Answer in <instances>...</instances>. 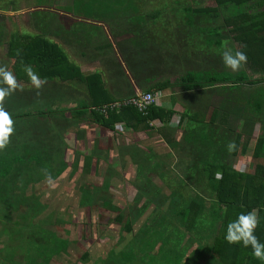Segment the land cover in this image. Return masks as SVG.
<instances>
[{
    "label": "trees",
    "instance_id": "1",
    "mask_svg": "<svg viewBox=\"0 0 264 264\" xmlns=\"http://www.w3.org/2000/svg\"><path fill=\"white\" fill-rule=\"evenodd\" d=\"M212 1L215 4L213 8L204 6L202 1L197 0H72L69 7L64 8L73 12L72 24L62 32L58 29L56 33H49L53 21L49 14L53 10L41 8V5L45 4L43 0H36L33 8L28 6L26 9L31 17L29 19L32 21L31 28L35 30L34 33H9L3 21L5 13L0 15V46L3 44L1 50H4V57L0 60V74L8 72L14 80L31 83L33 80L29 70L40 80H80L90 101L89 116L92 123L98 126V133L94 138L99 144L104 145L103 140L111 144L107 133L113 135L116 133L115 126L122 123L133 133L154 130L166 144V148L178 155L179 160L171 164V159L159 158L152 150L142 151L126 145L118 149L117 145H123V142L128 140L119 133L116 135L119 139L114 136L115 151L117 154L119 150L126 151V162L124 158L113 153L109 159L108 147L104 148V157L100 152L93 150H90L89 154L76 151L75 157H79H73L76 160L74 166L80 165L83 175L88 174L94 178L97 172H103V176L98 180L102 182L101 191L96 190L94 195L89 192L93 188L85 186L80 189L79 205L87 211L94 210L98 204L95 197L101 195V208L116 212L111 221V225L120 227L115 244L126 247L125 252L110 249L109 253L102 257V264H122L116 259L120 254L132 264L138 253L146 252L151 259L156 260L152 255L156 250L162 255L160 259L174 258L176 254L175 260L182 263L181 259L188 257L187 252L194 245L197 248L192 257L196 258L197 262L192 264H264V261L254 257L251 245L245 247L243 241L229 243L225 238L228 225L236 221L240 214L254 212L257 225L253 235L258 243L264 244V0ZM15 2L17 0H13L12 4ZM180 11L184 13L182 17L168 15L171 12L178 14ZM75 13H80L83 18L76 17ZM102 20L103 26L105 20L109 26L111 39L119 38L116 45L123 53L119 51L122 57L117 60L118 67L124 65L130 68L126 54L129 46L132 56L136 57L133 67L138 70L141 69L140 59L143 54L150 55V61L146 62L148 67L141 63L142 68L146 69H143V74L148 76L144 78L141 90L143 94L155 95L164 90L184 93L186 98L189 94H202L198 110L193 113L188 109L183 110L179 122L184 125L178 140L175 138L176 133L169 128L175 111L160 105H150L143 112L133 105L110 109L111 104L124 100L115 102L116 100L106 93L98 73L88 76L81 74L59 44L48 37V34H55L53 36L59 41L65 38L63 43L68 48L76 34L88 27L87 22L96 21L102 24ZM196 32L204 42V50L211 45L210 47L221 49L224 53L234 54L236 51H242L247 55L246 63L233 71L224 63L218 65L213 54L208 57L212 73L207 74L208 66H204L201 48H190L184 41L188 38L187 41L193 42L192 36ZM172 35L179 44H172L170 41L165 43L164 39L168 40ZM211 35L218 37V40H211L209 44ZM223 41H227L231 49L226 50ZM106 43L111 42L106 39ZM156 45L158 49L155 48ZM176 47L178 53L175 52ZM171 70L177 74L173 82L172 74L168 73H171ZM161 74L164 75L163 79L155 81ZM0 86V90H6L4 86L12 88L5 77ZM203 94H207L206 98ZM210 95H219L224 103L219 108H212L209 118L205 119L204 112L209 108L207 104ZM252 98L254 106L247 107L245 103L253 102ZM104 107H107L105 113L102 112ZM3 109L9 113L12 124L17 121V125L21 124L20 120L21 127L24 128V125L32 124L35 117L39 120L46 118L43 111L37 116H32L28 113L13 115L8 109ZM85 110V107H82L67 111L72 118L67 124H77L74 121L79 122L86 113ZM62 112L63 110L48 111L49 122L65 120ZM75 112L77 114L73 115ZM248 121L259 123L262 130L260 137L253 144L251 156L252 159L260 161L255 163L251 173L237 171L231 164L235 157L243 156L247 152L248 145L257 137L256 133L249 130L251 124ZM236 124L244 130L237 131ZM155 125L159 128L156 129ZM21 131L26 136L24 138H30L32 135V131ZM54 136H60L59 132H55ZM42 142L39 140L36 147H21L16 152H13L15 148L10 146L11 143H5L4 147L0 148V203H4L6 209L14 208L13 203L25 204L30 210L29 223L21 227L25 231L16 236V250L25 254L26 264H52L54 258L66 256L70 243L67 237L59 236L45 224H49L51 219L50 215L45 213L47 204H43L35 188L32 189L33 185L39 182L57 180L69 167L66 162H55V154H58V151L42 146ZM229 144L235 145L231 151ZM132 168L133 175L129 174ZM217 174L220 179H217ZM131 179H134V185ZM129 184L136 192L134 201L142 200L144 203L135 210L129 206L126 208L127 213H123L122 209L115 207L116 202L108 192L113 187L119 190L118 185L125 190ZM16 187L20 188V191L29 187L30 190L20 192L21 196L16 198L12 196ZM162 188L167 189V192L163 193ZM122 192L120 193L124 196L125 192ZM143 214L147 216L137 225V219L143 217ZM0 225H5L2 215ZM85 228L88 230L90 226L86 225ZM179 235L184 238L183 241L179 239L173 247L167 245L171 238L178 239ZM97 238L85 234L79 237L82 241L79 242L85 249L80 256L82 260L90 256L86 248L92 249L91 245ZM19 241H22V247H18ZM181 251L183 252L179 254ZM185 264H189V259Z\"/></svg>",
    "mask_w": 264,
    "mask_h": 264
},
{
    "label": "crops",
    "instance_id": "2",
    "mask_svg": "<svg viewBox=\"0 0 264 264\" xmlns=\"http://www.w3.org/2000/svg\"><path fill=\"white\" fill-rule=\"evenodd\" d=\"M72 1V0H71ZM25 14L28 15L29 18V12H26ZM55 14V15H54ZM51 18L53 19H62L61 16H63V12L60 11H53L49 14ZM70 18L72 16H69ZM106 22V20H105ZM104 22L103 26V20L102 24H99L98 22H87L88 27L84 30L87 34L86 37L87 41H81L79 40L78 34L73 39V42L70 43L75 46V50L71 49V45L69 44L68 48L65 47L63 43V38L56 39L53 35L55 34H48L49 38L57 42L61 49L64 51L66 56L68 57L69 61L75 64L81 74L83 75H92L95 73H98L101 77V81L103 83V88L106 91V93L111 96L114 100L120 101V100H126L130 97L135 96L136 94L142 93L141 90L143 89L144 84V78L148 77L143 74V64L148 67L149 64L146 63L148 60L150 61V55L143 54L141 57L140 65L141 69L138 70L135 66L133 67V62L136 57L132 56L131 52V46H129V50L127 49L128 54V64L130 65V68H127L126 66L118 67L117 60H119L122 55L118 50V46L116 45L117 41L119 42V38L111 39V36L109 35V26ZM60 27L51 28L49 29V33H56L58 29L60 31H64L69 24L65 23L64 21L59 22ZM33 30L32 28H30ZM9 33H10V29ZM34 31V30H33ZM100 33H103L104 35H107L108 39L111 43L107 44L106 41L104 42V37L100 36ZM84 42V44H82ZM69 43V42H68ZM104 45H106L104 47ZM109 45V46H108ZM1 55L4 57V50H1ZM138 56V55H137ZM2 57V58H3ZM139 57V56H138ZM153 56L151 55V58ZM114 59V61H113ZM143 63V64H141ZM137 66V65H136ZM146 69H144L145 71ZM124 72V73H123ZM157 74V72H156ZM167 75V73H164ZM164 75H158L155 78V81H159L163 79ZM149 77V80L152 81ZM38 79V78H37ZM39 80V86H37L34 82H25L20 80H15V85L10 87L4 86L6 90V95L3 97L5 100L2 105L5 109H8V111L13 115L18 114H25L28 113L32 116H37V114L41 111L46 115V118L42 119H32L34 120V124L30 125H24L21 127L22 121L19 120L21 124L13 123L12 124V139H9V143L12 144L13 152L20 150L21 147H36L38 144V141L41 140L42 146L45 147H51L54 149V151H58V154H55V162H67V157H69V153L72 155V157H75L76 151L83 153L84 148H88V145L92 144L93 148L92 150L95 152H100L102 154V157H104V148H109L108 151L113 153L115 156L120 158H124V162L128 160L126 151L119 150L117 154L115 151V138L118 133L122 136H125L128 138V140H125V143L123 142V145L118 144V149H122L121 146H128L129 148H137L141 149L142 151L152 150L154 151L156 148V153L159 158L162 157L161 154H159L162 150H165L166 144L163 142V140L155 134V131H147V132H138L133 133L129 128L125 127L122 123H119L115 126L116 133L108 135L107 138L110 140L111 144L108 143L107 140H103V144H99L96 140L95 135L98 133V126L94 123H92L91 118L89 116L90 114V101L87 96V93L85 91L84 84L81 83L80 80L73 81H59V80ZM175 78H173L171 81L173 82ZM1 88V86H0ZM159 101L162 102L161 106L165 109L173 110L175 111V114L173 115V118L170 122L169 128L171 131L175 134V138L178 140L180 138V135L182 134L183 125L180 124V128H177V123L180 120V116L183 113L184 109H188L190 112H195L198 110L197 106L200 104V99L202 98V94L193 93L189 94L186 98L184 93H175L170 90H164L160 91L159 93L155 94ZM217 95H210V101L208 102V106L210 108V104L212 103V97ZM218 97V96H217ZM190 98V100H189ZM206 98V97H205ZM219 98V97H218ZM221 99V98H220ZM206 105V103L204 102ZM221 102L218 103L217 106H220ZM1 106V105H0ZM216 106V105H215ZM2 107V106H1ZM85 107L84 116L81 117L82 119L77 122L74 121L75 125H69L66 124L67 121L60 120L59 122H49L48 120V111H54L59 112L62 110H78V108ZM209 108H207L205 114V119H208L210 116ZM77 113H73V115H76ZM66 119H72L69 115V113H64ZM61 117V116H60ZM39 120V121H38ZM52 120V118H50ZM36 121L38 123H36ZM71 121V122H73ZM65 122V123H64ZM158 124V123H157ZM32 125V126H31ZM67 125V127H66ZM160 126V124H159ZM156 127L155 128H159ZM153 127V126H152ZM22 130H28L32 131V135L30 138H24L26 137L24 133H22ZM68 130L70 132H68ZM55 132H59L60 136H54ZM10 136V135H9ZM37 137H43V139H36ZM95 137V138H94ZM118 137V136H116ZM92 139V143H89V141ZM119 139V137H118ZM154 140V142H152ZM100 142V143H102ZM132 143H137L132 144ZM114 144V145H113ZM39 145V144H38ZM77 145L78 148H75L74 146ZM96 145V146H95ZM119 146L121 148H119ZM96 147V148H95ZM117 148V147H116ZM117 149V150H118ZM168 149V148H167ZM169 150V149H168ZM82 151V152H81ZM170 151V150H169ZM172 152V156L167 155L164 157L165 159H174L175 161L179 160L178 155ZM90 153V151H89ZM88 153V154H89ZM57 156V157H56ZM107 156V155H106ZM73 160V159H72ZM130 160V159H129ZM174 161V162H175ZM247 158L245 156H237L234 160H232V166L237 171L246 172L248 171V168L246 167L247 164ZM247 168V171L244 170ZM252 171H250L251 173ZM130 174V173H129ZM129 174L126 176L129 177ZM131 189V188H130ZM20 190V188H18ZM23 190V189H22ZM29 191V190H27ZM129 191H126L127 195L129 194ZM20 193V192H19ZM129 239V238H128ZM111 241V240H110ZM13 250H16V248H12ZM93 249V248H92ZM3 250V249H2ZM0 250V251H2ZM95 250V249H93ZM100 251H103L99 249ZM95 251L96 258H98L99 253ZM3 253L5 255V252H0V254ZM13 253H15L13 251ZM12 252L10 253V256L6 258L5 256L0 258L1 260H4L5 263L2 261L1 264H10L12 262ZM109 253V249L102 252V257L106 256V254ZM154 256H158L159 253H157V250L153 252ZM102 257L100 258L102 260ZM99 264H102L101 262Z\"/></svg>",
    "mask_w": 264,
    "mask_h": 264
},
{
    "label": "rangeland",
    "instance_id": "3",
    "mask_svg": "<svg viewBox=\"0 0 264 264\" xmlns=\"http://www.w3.org/2000/svg\"><path fill=\"white\" fill-rule=\"evenodd\" d=\"M12 1L13 0H0V15H1V13H5L4 17H3V21H5L6 27L8 29H10L11 32H14V31L25 32V31H27L28 33H34L35 30L33 31L30 29L32 21L29 19L28 15L25 13L27 12L26 9H28L29 7L33 8L35 6L34 3L36 2V0H17V2H15L14 4H12ZM158 1H161V0H158ZM197 1L198 2L202 1L203 2L202 4L204 6L205 5L210 6L211 8H213L215 6V4L212 0H197ZM43 3H45V4H42L41 8L43 7L45 9L63 12V16H61L62 19H53L51 28L54 29L56 27H60L59 26L60 21H64L65 23H67L69 25L72 24V20L69 16H72L73 12H69L66 9H64L66 7H69L71 0H43ZM4 4H6L5 7H4ZM3 9L6 10V12H3L4 11ZM14 9H15V11H13ZM75 14H76V17H82V15L80 13H75ZM183 14L184 13L182 11L178 12V14L176 12L168 13V15H170L171 17H176V16L182 17ZM83 16L85 17L84 14H83ZM1 20L2 19H0V21ZM82 26L85 27V25H82ZM113 30H115V29L113 28ZM86 34L87 33L84 31V29H82V31L80 33H78V35H80L79 40H81V41L89 40V39H87ZM196 35H198V36H196ZM100 36L104 37L103 38L104 42L106 41L105 38H108L107 35H104L103 33H100ZM192 37H194L192 40L193 42L187 41L188 38L184 39V41L186 42V45L189 44L190 48H193V47L201 48L200 51L203 53L201 55H204L203 56L204 66H208V70L206 72H207V74L208 73L211 74L212 71H210V70L212 68L210 67L211 66L209 64L210 59L208 57H210V55L212 56L214 54L216 61L218 62V65H221L222 63H224L223 59H222V56H223L222 54L224 52L220 51L221 49L216 50L213 47H210L211 45L208 46L209 48H206L204 50V48H202L204 42H202V39L200 38L201 36H199L198 32H196ZM206 38L207 37H205V39ZM211 40H212V42L217 41L218 37L211 35L208 39L209 44L211 43ZM164 41H165V43H167V41H170L172 44H179L177 42V40L175 39V36L168 37V40L166 38V39H164ZM227 43H228L227 41H223V47L226 48V50L231 47L229 45V43L228 44ZM82 44H84V42H82ZM2 45L0 46V50L2 49ZM70 45H71V49L75 50V46L72 44H70ZM161 46H162V44H161ZM213 46H214V44H213ZM235 46H237V44H235ZM155 48L158 49V46L156 45ZM224 48H223V50H224ZM119 51H120V49H119ZM175 52L176 53L179 52L177 47L175 49ZM122 53H123V51H122ZM165 56H166V54H165ZM2 57H3V55H1V53H0V60H2ZM197 62H199V61H197ZM168 73L172 74L171 80L177 75L176 73H173L172 70H171V73L170 72H168ZM1 75L2 74H0V76ZM3 77H4V75H2L0 83L3 81ZM206 96H207V94H205V95L203 94V97H206ZM223 97L225 98L224 95H223ZM4 101H5L4 99L0 100L1 106H3L2 103ZM252 101H253V98H252ZM220 102H221V104L224 103L223 100H221L217 96H213L209 111L212 108H219V106H217V105ZM160 104H162V102H160ZM225 104H227V102H225ZM245 105L247 107L248 106L252 107V106H254V101L250 102V103H245ZM67 111L68 110H63L62 113H67ZM65 121L68 122L69 119L65 118ZM248 122L250 123V121H248ZM263 122H264V119H263ZM14 123H17V122H14ZM250 124H251V127L249 130L256 133L257 137H255V139L250 142V144L248 145V148H247V152L244 154L245 158H247V160H248L247 164H246L248 171H247V168L244 169L247 171V173H249L250 171H253L255 163L257 161H260V160L252 159L251 156H252V150H253V146H254L253 144L255 143L256 139L260 137V134L262 132V130H260V124L259 123H250ZM176 125H177V128H180V122H178ZM66 127H67V125H66ZM235 129L240 132L242 128L239 126V124H236ZM242 130H244V129H242ZM68 132H70V131L68 130ZM108 135L110 136V134H108ZM12 137H13V135L11 133V135L7 137V141H6L7 144L9 143L8 140L12 139ZM152 142H154V140ZM89 143H92V139L89 141ZM10 146H12V145H10ZM74 147L78 148L77 145H75ZM92 148H93L92 144L88 145V148L83 149V153L88 154L89 151L92 150ZM156 151L157 150L155 148L154 152H156ZM159 154H161L163 158L166 157V155L172 156V153L166 147H165V150H162ZM78 157L79 156H76L75 158H78ZM108 157H109V159H111V157H112L111 152H110ZM67 160L68 161L66 162V164L69 167L66 170V172L63 173V175L60 178H58L57 180L48 179L42 183L39 182L37 184H34L33 188H32V189L35 188V192H36L38 198L40 199V201L43 204H45V203L47 204V208L45 210V213L50 215L51 219L49 221V224L47 222H45V224L49 225L48 227L50 229L55 230V232L59 236L67 237V239L70 242L68 249H67L68 253L66 254V256L62 255V256H59L57 258H54L52 261V264H65V263L66 264H99L101 261L100 258L102 257L103 251L107 252L108 249L109 250L110 249H116L117 252H119V251L125 252L126 251L125 245L121 244V245L117 246L115 244V239L117 238V236L120 233V227L116 226V225H111L112 224L111 221L116 216V212H115V210L108 211V210H103V208H101V199H100V198H102L101 195L100 196L96 195V197H95L97 199L98 204L94 208V210L87 211L79 205V195H80L79 190L80 189L84 188L85 186L93 188V189H90L89 192L94 193V195L96 194V190L101 191L100 187L102 186V182L98 181V180L100 179V177L103 176V172L102 171L97 172V175L94 178H92L88 174H86V175L82 174L80 165L74 166V164L76 163V160H74V158L72 157V155L70 153H69V157H67ZM169 161L171 162V164H173L175 160L171 159ZM108 163H110V162L108 161ZM189 163H191V162H189ZM101 164H102V162H101ZM174 169H175V167H174ZM133 170H134V168H132L130 170L131 171L130 174H132V175L134 172ZM169 171H170V169H169ZM131 182L133 183L134 179H131ZM133 185H134V183H133ZM129 186L131 187L130 184H129ZM129 186L127 187V189L122 190L124 187L122 188L121 185L120 186L118 185L119 190H117L113 187L108 192V194L111 195L110 197L116 202L115 207L118 210L122 209L123 213L126 212V208L129 206L131 207L132 210H135L140 205H142L144 203L142 200L139 202L134 201V198L136 196V192H135V190L132 189V187L130 189ZM17 187L13 189V195H12L13 197L15 196L16 198L21 196V195H18V193H17V191H19L17 189ZM27 190H30V187L28 189H23L22 191H19V192L25 193ZM128 190H130V191H129V194L127 195L126 191H128ZM122 191H124L126 195L124 194V196H122V194H121V193H123ZM162 192L166 193L167 189L162 188ZM13 204L15 205L14 208L12 207V208L6 209L5 204L0 203V216L2 215L3 221L5 222V225H0V236H1L0 237V250L3 249L0 252H5V255L3 253L0 254V258H2L4 256L6 258H8L10 256V253L11 252L13 253V251H14L15 253L12 256V262H10V264H26L25 263V254L20 253L18 249L13 250L12 248L13 247L16 248V245H17L16 236H20L21 232L25 231V229H23L21 227L23 225H27L29 223L30 210H29L28 206L25 204L24 205L20 204V203L19 204L13 203ZM148 213H149V210H148ZM146 214L145 215L143 214L144 215L143 217L140 216L137 219V223H136L137 225L140 222L144 221L145 217L147 216ZM57 221H59L60 223H58ZM86 225L90 226V228H88V230L85 228ZM208 227H209V224H207V229H208ZM84 234L87 236H90L91 238L98 237L97 240L94 241L93 245H91V248L98 250L97 251L99 253L98 258H96V255H95L96 250L87 249V248H86V251L90 254V256L85 260H82L80 258V256L84 253L85 249L82 246V244L80 243L82 241L79 239V237L84 235ZM180 237H181V235H179L178 239L171 238V240L168 241L167 245L173 247L176 243L179 242L178 241L179 239L181 241H183L184 238H180ZM22 245H23L22 241H19L18 247L19 246L22 247ZM182 245H184V243ZM196 248H197V246L194 245L191 249H189V251L187 252L188 257H185V259L183 257L181 259L182 263H180L179 260H175L177 258L176 254H174V258L168 257V258L160 259L162 257V255L154 256L156 259V260H154V259H151L150 256H148V254L146 252V253H138V255L136 254L137 259L135 261H132V264H185L187 259H189V264H192V263H194V261L197 262V259L192 257L193 251ZM99 249H101L103 251H100ZM167 249H170V247H167ZM182 252L183 251L179 252V254H181ZM116 259L119 260L120 263H122V264H129L126 260H124L122 258L121 254L116 256ZM202 260L203 259H201V261ZM1 261L3 263H5L4 260L0 259V262ZM37 262H40V261L37 260Z\"/></svg>",
    "mask_w": 264,
    "mask_h": 264
},
{
    "label": "clouds",
    "instance_id": "4",
    "mask_svg": "<svg viewBox=\"0 0 264 264\" xmlns=\"http://www.w3.org/2000/svg\"><path fill=\"white\" fill-rule=\"evenodd\" d=\"M223 62L226 67L231 68L233 71H236L240 68L241 64L246 63L247 55L242 51H236L234 54L229 52L223 53L222 56ZM2 71V70H0ZM29 74L33 82L39 86V80L35 75L31 74L29 70ZM6 82L10 86L15 85V80L12 77L11 73L4 72L3 73ZM6 95L4 90H0V100ZM12 133V119L3 107H0V148H3L7 137ZM229 150L231 151L235 145L229 144ZM217 179H220V175L217 174ZM257 221L254 212H250L247 215L240 214L236 221L230 223L228 225V231L226 234V239L229 243H237L243 241V245L245 247L251 245L253 249V255L255 258L264 261V244H260L257 242L256 236L253 235V230L256 228Z\"/></svg>",
    "mask_w": 264,
    "mask_h": 264
},
{
    "label": "built area",
    "instance_id": "5",
    "mask_svg": "<svg viewBox=\"0 0 264 264\" xmlns=\"http://www.w3.org/2000/svg\"><path fill=\"white\" fill-rule=\"evenodd\" d=\"M125 105H133L138 108L140 112H143L146 110V108L150 105H160L159 99L156 95H153L151 93H139L136 97H132L129 99H126L122 102L114 103L109 106L110 109L113 108H118L120 106H125ZM107 107H104L102 109V112L105 113ZM153 125V123L151 124Z\"/></svg>",
    "mask_w": 264,
    "mask_h": 264
},
{
    "label": "flooded vegetation",
    "instance_id": "6",
    "mask_svg": "<svg viewBox=\"0 0 264 264\" xmlns=\"http://www.w3.org/2000/svg\"><path fill=\"white\" fill-rule=\"evenodd\" d=\"M17 189H18V188H17ZM132 189H134V187H133ZM19 191H20V190H19ZM19 191H17L18 195H20ZM18 198H19V197H18Z\"/></svg>",
    "mask_w": 264,
    "mask_h": 264
}]
</instances>
